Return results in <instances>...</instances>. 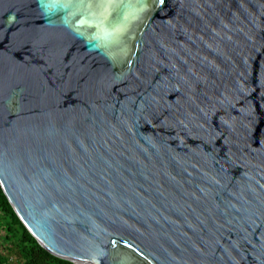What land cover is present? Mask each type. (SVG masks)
Wrapping results in <instances>:
<instances>
[{"label":"water","instance_id":"obj_1","mask_svg":"<svg viewBox=\"0 0 264 264\" xmlns=\"http://www.w3.org/2000/svg\"><path fill=\"white\" fill-rule=\"evenodd\" d=\"M0 185L73 264H264V0H0Z\"/></svg>","mask_w":264,"mask_h":264},{"label":"trees","instance_id":"obj_2","mask_svg":"<svg viewBox=\"0 0 264 264\" xmlns=\"http://www.w3.org/2000/svg\"><path fill=\"white\" fill-rule=\"evenodd\" d=\"M0 264H73L46 251L28 231L0 185Z\"/></svg>","mask_w":264,"mask_h":264},{"label":"bare ground","instance_id":"obj_3","mask_svg":"<svg viewBox=\"0 0 264 264\" xmlns=\"http://www.w3.org/2000/svg\"><path fill=\"white\" fill-rule=\"evenodd\" d=\"M75 264H84V263H81V262H76V261H75Z\"/></svg>","mask_w":264,"mask_h":264}]
</instances>
